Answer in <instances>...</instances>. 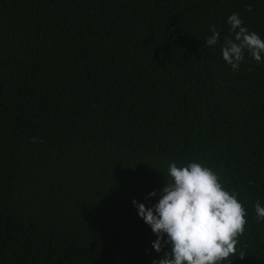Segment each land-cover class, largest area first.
<instances>
[{
    "label": "trees",
    "instance_id": "obj_1",
    "mask_svg": "<svg viewBox=\"0 0 264 264\" xmlns=\"http://www.w3.org/2000/svg\"><path fill=\"white\" fill-rule=\"evenodd\" d=\"M234 12L264 39V0H0V264H153L132 202L191 161L247 213L232 264H264V62L223 60Z\"/></svg>",
    "mask_w": 264,
    "mask_h": 264
},
{
    "label": "clouds",
    "instance_id": "obj_2",
    "mask_svg": "<svg viewBox=\"0 0 264 264\" xmlns=\"http://www.w3.org/2000/svg\"><path fill=\"white\" fill-rule=\"evenodd\" d=\"M227 24L230 35L223 38L221 54L231 69L239 70L246 52L257 63L264 62V39L244 26L240 14L232 13ZM211 32L206 44L216 46L220 32L215 25ZM132 203L157 237L152 248L161 252L168 247L153 264H232V258L243 260L246 255L237 249L238 237L248 223L245 208L225 189L219 175L201 163L191 161L178 167L171 162L159 201L152 207ZM254 207L256 220L264 222V206L257 200Z\"/></svg>",
    "mask_w": 264,
    "mask_h": 264
}]
</instances>
